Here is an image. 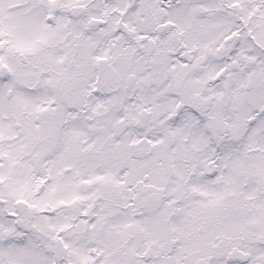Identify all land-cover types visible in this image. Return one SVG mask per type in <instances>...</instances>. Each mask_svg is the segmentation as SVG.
I'll use <instances>...</instances> for the list:
<instances>
[{"label": "snow or ice", "instance_id": "6c2138e0", "mask_svg": "<svg viewBox=\"0 0 264 264\" xmlns=\"http://www.w3.org/2000/svg\"><path fill=\"white\" fill-rule=\"evenodd\" d=\"M0 264H264V0H0Z\"/></svg>", "mask_w": 264, "mask_h": 264}]
</instances>
